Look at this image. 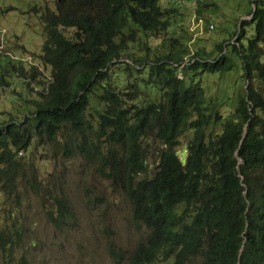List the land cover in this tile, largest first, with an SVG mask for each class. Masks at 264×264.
Listing matches in <instances>:
<instances>
[{
    "label": "trees",
    "instance_id": "1",
    "mask_svg": "<svg viewBox=\"0 0 264 264\" xmlns=\"http://www.w3.org/2000/svg\"><path fill=\"white\" fill-rule=\"evenodd\" d=\"M32 10L43 23L38 62L0 54V87L21 79L32 104L0 123V264H30L25 207L58 231L75 223L65 178L45 175L37 153L81 160L129 201L143 231L128 257L108 242L114 264H264V0L250 1L228 52L211 42L210 58L199 44L184 64L179 37L151 48L177 17L161 0ZM237 61L243 87L206 97L200 74L223 78Z\"/></svg>",
    "mask_w": 264,
    "mask_h": 264
},
{
    "label": "rangeland",
    "instance_id": "2",
    "mask_svg": "<svg viewBox=\"0 0 264 264\" xmlns=\"http://www.w3.org/2000/svg\"><path fill=\"white\" fill-rule=\"evenodd\" d=\"M55 1L0 0V54L19 55L26 69L31 65L30 60L38 62L35 55L40 54L44 40L43 23L39 17L40 12L35 13L32 7L43 8L47 5L55 10ZM213 1L217 6H210ZM250 1L199 0L198 3L197 0H161L162 6L177 9V17L166 33L150 39L151 48L163 41L169 42L170 36L179 37L187 50L183 64L201 52L197 46L199 44L205 46L204 52L210 58L215 47L213 45L210 49L211 42H223L225 52H228L227 44H236V35L233 32L238 31L239 21L251 17L245 15ZM195 8H200V13ZM143 55L137 53L139 57ZM237 63L239 62L235 63L233 70L225 72L223 78L219 77V73L200 74L206 97L216 98L219 90L233 91L238 86L243 87L246 78L241 77V69ZM38 67L37 70L41 72L42 67ZM45 72L49 76V69ZM8 82L7 87H0V123L8 121L10 117L20 119L32 110V104L28 102L31 95L23 81L12 76L8 78ZM209 129L211 128L208 127ZM190 134L191 132H187L183 135L176 147L181 162L185 159L182 150H185ZM53 161L59 167V172L54 169ZM34 162L46 164L43 169L45 175L65 178L64 192L70 199L76 220L72 227L58 231L49 224L42 211L37 212L33 205L25 207L29 237L20 251L25 253L29 263L114 264L107 250L110 241L126 251L128 257L143 231L132 219L129 201L122 194L111 191L108 183L95 176L79 159L67 162L58 158L55 161L49 154L37 153ZM121 264H127V259Z\"/></svg>",
    "mask_w": 264,
    "mask_h": 264
},
{
    "label": "water",
    "instance_id": "3",
    "mask_svg": "<svg viewBox=\"0 0 264 264\" xmlns=\"http://www.w3.org/2000/svg\"><path fill=\"white\" fill-rule=\"evenodd\" d=\"M254 5V4H253ZM254 7V6H253Z\"/></svg>",
    "mask_w": 264,
    "mask_h": 264
},
{
    "label": "clouds",
    "instance_id": "4",
    "mask_svg": "<svg viewBox=\"0 0 264 264\" xmlns=\"http://www.w3.org/2000/svg\"><path fill=\"white\" fill-rule=\"evenodd\" d=\"M212 27V26H211Z\"/></svg>",
    "mask_w": 264,
    "mask_h": 264
}]
</instances>
